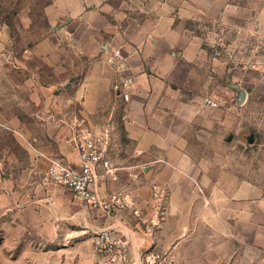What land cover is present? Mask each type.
<instances>
[{"label": "crops", "instance_id": "crops-1", "mask_svg": "<svg viewBox=\"0 0 264 264\" xmlns=\"http://www.w3.org/2000/svg\"><path fill=\"white\" fill-rule=\"evenodd\" d=\"M44 14L46 36L0 57L7 226L46 248V264H95L103 229L136 263L153 248L163 264H264V58L214 55L220 23L227 51L264 50V0H49ZM80 129L109 133L117 180L101 170L97 187L104 201L129 195L116 217L47 178L55 161L79 171ZM154 185L165 214L152 239L132 209L156 223Z\"/></svg>", "mask_w": 264, "mask_h": 264}, {"label": "built area", "instance_id": "built-area-1", "mask_svg": "<svg viewBox=\"0 0 264 264\" xmlns=\"http://www.w3.org/2000/svg\"><path fill=\"white\" fill-rule=\"evenodd\" d=\"M121 60V51H114L112 61L118 63ZM124 84H128V81L125 80ZM120 87L116 85L114 89L119 91ZM206 103L215 108L219 106V103L210 99ZM74 140L79 154V171L55 161L47 171L48 180L71 191L75 198L83 201L89 208L103 211L111 217H116L124 209L131 208L128 203L129 195L115 193L111 195L109 201H104L98 192L97 184L101 170L112 176V180H117L113 175L114 164L106 156L111 146L109 133L100 136L89 129H80L76 132ZM153 191V201L158 211L156 223L147 226L145 215L140 209L133 208L132 212L142 226H146L144 229L147 234L155 239V232L162 227L165 208L161 204L158 205L164 198L162 191L155 185ZM93 247L97 257L95 264H163L166 261V256L153 248L147 249L138 263L131 261L128 258L130 241L125 237H115L109 229H103L94 235Z\"/></svg>", "mask_w": 264, "mask_h": 264}, {"label": "rangeland", "instance_id": "rangeland-1", "mask_svg": "<svg viewBox=\"0 0 264 264\" xmlns=\"http://www.w3.org/2000/svg\"><path fill=\"white\" fill-rule=\"evenodd\" d=\"M252 1L256 0H250ZM48 2L49 0H0V57L4 53L18 57L25 48L46 36L50 30L44 14ZM208 28V24L203 23L202 33L206 35ZM214 30L218 38L214 53L218 63L229 61L230 54L232 63H257L260 58H264L262 48L244 53L227 51L224 46L223 25L217 24ZM219 106H222L220 102ZM258 125L264 128V116L260 117ZM258 135L264 141V134ZM7 223V216L0 214V264H46L48 261L43 260L42 255H46L48 251L41 252L46 248L41 247L28 232L17 235Z\"/></svg>", "mask_w": 264, "mask_h": 264}, {"label": "water", "instance_id": "water-1", "mask_svg": "<svg viewBox=\"0 0 264 264\" xmlns=\"http://www.w3.org/2000/svg\"><path fill=\"white\" fill-rule=\"evenodd\" d=\"M245 97H246V93L244 92L241 96V103H244Z\"/></svg>", "mask_w": 264, "mask_h": 264}]
</instances>
